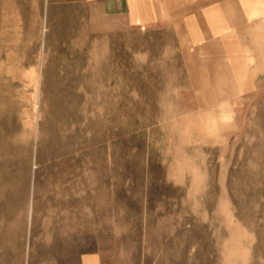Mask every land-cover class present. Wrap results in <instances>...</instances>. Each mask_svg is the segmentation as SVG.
<instances>
[{
    "label": "rangeland",
    "instance_id": "rangeland-1",
    "mask_svg": "<svg viewBox=\"0 0 264 264\" xmlns=\"http://www.w3.org/2000/svg\"><path fill=\"white\" fill-rule=\"evenodd\" d=\"M51 1L0 0V264H264V77Z\"/></svg>",
    "mask_w": 264,
    "mask_h": 264
},
{
    "label": "crops",
    "instance_id": "crops-1",
    "mask_svg": "<svg viewBox=\"0 0 264 264\" xmlns=\"http://www.w3.org/2000/svg\"><path fill=\"white\" fill-rule=\"evenodd\" d=\"M77 1V0H70ZM137 23L153 19L156 0H81ZM50 2V0H47ZM51 2H59L52 0ZM168 22L177 25L200 53L221 52L229 77L241 94L264 77V0H168ZM206 57V56H205ZM92 256L84 264H93Z\"/></svg>",
    "mask_w": 264,
    "mask_h": 264
}]
</instances>
